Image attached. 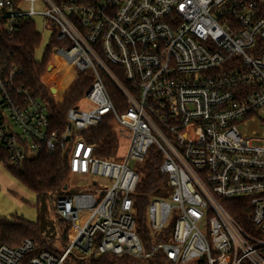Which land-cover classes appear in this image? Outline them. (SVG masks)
I'll return each instance as SVG.
<instances>
[{
  "label": "built area",
  "instance_id": "obj_1",
  "mask_svg": "<svg viewBox=\"0 0 264 264\" xmlns=\"http://www.w3.org/2000/svg\"><path fill=\"white\" fill-rule=\"evenodd\" d=\"M39 20L73 80L89 72L92 81L63 128L38 94L18 84L22 69L6 46L24 25L38 30ZM108 84L122 98L119 108ZM108 116L128 143L122 161L98 158L81 135ZM152 147L170 192L150 201L147 249L133 194ZM0 153L13 164L60 153L77 187L93 189L56 200L73 232L61 256L38 252L28 239L0 246V264H66L72 253L264 264V0H0ZM173 213L169 241L155 242Z\"/></svg>",
  "mask_w": 264,
  "mask_h": 264
},
{
  "label": "trees",
  "instance_id": "obj_2",
  "mask_svg": "<svg viewBox=\"0 0 264 264\" xmlns=\"http://www.w3.org/2000/svg\"><path fill=\"white\" fill-rule=\"evenodd\" d=\"M42 35L37 30L34 23L24 25L21 33L13 41L7 42V47L14 55V62L22 69V74L18 78V84L30 88L38 94L48 105L52 121L58 128H63L67 124L66 113L71 108H79L83 102L85 93L91 86L90 73H82L80 78L75 81L65 93L62 103L58 104L51 96V89L43 85L42 75L47 71V63L52 55V48L57 43L51 41L47 47L46 53L41 61L35 58V52L41 43ZM116 69L115 67H112ZM116 107L122 98L119 92L108 84ZM111 118L105 117L96 127L88 128L81 133L82 136L95 146L96 156L103 160H114L120 145V140L115 134L111 125ZM0 162L5 164L10 173L17 178L29 190L39 196L49 194L67 195L64 187L67 177H70V171L65 159L60 153L41 154L25 158L19 164H13L7 156L0 153ZM162 156L156 148H150L145 161L139 164L141 175L140 182L133 194L134 212L136 220V232L142 239L145 247L148 249L153 241V234L150 228L148 218V207L151 199L168 197L170 192L168 178L160 172ZM239 219V217H238ZM64 224H69L60 219ZM173 224L164 229L161 235L157 236L155 242H168L172 235ZM43 227L41 223L31 222L20 216L6 218L0 216V246L16 248L25 240H33L39 251H49L56 256H61L68 245L69 236L65 229L60 236L61 249H55L42 238ZM66 264H171L170 262H161L158 255L152 259H138L132 256H114L104 254L92 259L90 262L84 258H78L75 254L69 255Z\"/></svg>",
  "mask_w": 264,
  "mask_h": 264
},
{
  "label": "rangeland",
  "instance_id": "obj_3",
  "mask_svg": "<svg viewBox=\"0 0 264 264\" xmlns=\"http://www.w3.org/2000/svg\"><path fill=\"white\" fill-rule=\"evenodd\" d=\"M38 31L42 35L41 43L36 49L35 58L37 61H41L46 53L47 47L50 45L52 33L50 26L47 28L39 20ZM47 71L42 75L41 81L48 89L55 88L56 92L51 94L55 102L62 103L65 93L69 90L70 86L77 80H73L76 77V72L67 64L60 62L58 58L52 54L49 62L47 63ZM51 66V68H50ZM53 69L52 71H50ZM70 83V81H72ZM263 126L250 125L246 130H262ZM127 141L120 140V145L117 151L115 159L122 161L125 158L127 152ZM75 177H67L66 185L69 189L65 192L74 193H91L93 189L77 187L76 183L78 179ZM100 183L106 182V179L98 178ZM61 195L49 194L39 196L36 193L29 190L23 185L17 178H15L7 166L0 162V216L8 219L14 216H20L31 222H40L43 227L42 238L48 241L55 249H61L63 246L60 244V236L63 231L67 229L70 239L73 238V232L70 229V225L67 226L58 217L55 206L56 200ZM89 212H80L79 224L82 225L88 218ZM176 214L173 213L170 223L174 224ZM24 242V241H23ZM70 244L65 243V246ZM37 245V244H36ZM87 261H91L94 257H83Z\"/></svg>",
  "mask_w": 264,
  "mask_h": 264
},
{
  "label": "water",
  "instance_id": "obj_4",
  "mask_svg": "<svg viewBox=\"0 0 264 264\" xmlns=\"http://www.w3.org/2000/svg\"><path fill=\"white\" fill-rule=\"evenodd\" d=\"M51 92L54 94V93L56 92V89H55V88H52V89H51ZM67 188H68V187L65 186V187H64V190H67Z\"/></svg>",
  "mask_w": 264,
  "mask_h": 264
}]
</instances>
